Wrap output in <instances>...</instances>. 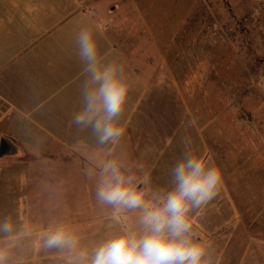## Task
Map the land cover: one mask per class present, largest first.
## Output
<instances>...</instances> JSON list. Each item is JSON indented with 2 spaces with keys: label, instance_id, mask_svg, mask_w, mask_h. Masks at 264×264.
I'll return each instance as SVG.
<instances>
[{
  "label": "rangeland",
  "instance_id": "374dc122",
  "mask_svg": "<svg viewBox=\"0 0 264 264\" xmlns=\"http://www.w3.org/2000/svg\"><path fill=\"white\" fill-rule=\"evenodd\" d=\"M12 3H60L107 16L125 40L138 43L141 69L153 67L155 90L141 91L125 108L118 142L100 144L91 127L77 129L79 135L63 127L84 106L81 93L69 96L67 109L45 106V129L23 120V163L19 156H0V227L10 225L0 231L5 264H70L76 252L91 253L112 236L140 231L138 210L118 212L96 199L100 164L116 160L138 181L147 176L141 188L170 189L172 165L186 152L210 156L223 172L218 196L191 213L196 239L221 240L219 251L206 258L264 264V0ZM28 62L23 58L0 73L1 91L17 103L23 90L25 111L59 85L22 71ZM5 127L0 145L11 138ZM20 162L23 188L4 176ZM60 226L78 239L76 252L45 246L47 234Z\"/></svg>",
  "mask_w": 264,
  "mask_h": 264
},
{
  "label": "clouds",
  "instance_id": "9594fccd",
  "mask_svg": "<svg viewBox=\"0 0 264 264\" xmlns=\"http://www.w3.org/2000/svg\"><path fill=\"white\" fill-rule=\"evenodd\" d=\"M77 43L90 79L83 90L84 106L72 123L91 127L100 144L118 142L124 135L118 118L125 110L129 87L116 66L99 63L89 30L79 32ZM99 167L96 199L118 212L138 210L140 231L112 236L87 253L76 252L78 239L60 226L47 234L46 247L76 252L70 264H210L207 245L196 239L191 223L192 211L205 209L223 184V172L210 156L186 152L172 165L170 189L141 188V183H148L147 176L138 181L116 160L103 161ZM0 231H10V225L5 223ZM0 264H5L3 253Z\"/></svg>",
  "mask_w": 264,
  "mask_h": 264
},
{
  "label": "crops",
  "instance_id": "0c3cea01",
  "mask_svg": "<svg viewBox=\"0 0 264 264\" xmlns=\"http://www.w3.org/2000/svg\"><path fill=\"white\" fill-rule=\"evenodd\" d=\"M23 1L25 0H0V73L7 71L19 60L29 57L27 66L20 68L22 71L29 70L37 75V79L41 78L45 82L52 79L58 81L59 85L44 99L36 100L28 111L23 110V90L18 93L20 103H17L0 89V104L4 107V110H0V126L5 123L7 134L11 137L3 138L9 139L17 150L15 154L8 156H19L22 163L23 144L20 140L23 134V120L37 129H45L47 126L41 122L42 109L50 104L67 109L69 96L73 93L83 94L90 79V74L85 70L87 64L80 57L77 43L81 30H89L92 33L97 44L99 63L113 65L119 69V76L129 87L125 108L132 107L134 98L139 96L141 91L146 92L152 88L155 90V74L150 72L153 67L150 69L148 65L146 71L141 69L138 43L125 40L123 31L116 25L109 24L107 16L96 11L69 8V5L65 8L60 3L57 7H45L42 4L32 5L30 8H24L23 3L17 8L16 3H12ZM102 22H105V25H102ZM0 85L3 86V81H0ZM35 86L36 94L39 95L43 89L37 84ZM34 98L29 97L27 101L33 102ZM63 127L70 129L71 133L82 129L72 121ZM75 134L79 135L78 132ZM50 135L55 138L51 133ZM21 162L19 167L11 166L4 176L23 188ZM197 240L207 245L209 257L214 256L222 247L219 239L210 242L199 238ZM261 250L262 248L259 252L262 254Z\"/></svg>",
  "mask_w": 264,
  "mask_h": 264
},
{
  "label": "water",
  "instance_id": "95a60500",
  "mask_svg": "<svg viewBox=\"0 0 264 264\" xmlns=\"http://www.w3.org/2000/svg\"><path fill=\"white\" fill-rule=\"evenodd\" d=\"M16 152L17 150L12 144V142L7 138H3L0 145V156L5 157L8 155L15 154Z\"/></svg>",
  "mask_w": 264,
  "mask_h": 264
}]
</instances>
